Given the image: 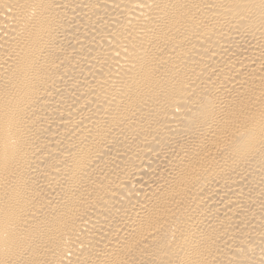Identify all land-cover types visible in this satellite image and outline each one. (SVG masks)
<instances>
[{
    "label": "bare ground",
    "instance_id": "6f19581e",
    "mask_svg": "<svg viewBox=\"0 0 264 264\" xmlns=\"http://www.w3.org/2000/svg\"><path fill=\"white\" fill-rule=\"evenodd\" d=\"M0 264H264V0H0Z\"/></svg>",
    "mask_w": 264,
    "mask_h": 264
}]
</instances>
